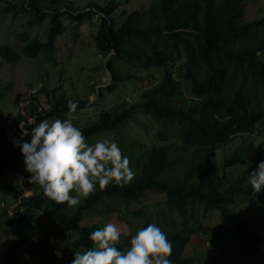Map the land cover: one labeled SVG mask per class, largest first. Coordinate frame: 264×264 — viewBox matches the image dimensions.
Here are the masks:
<instances>
[{
    "label": "trees",
    "instance_id": "obj_1",
    "mask_svg": "<svg viewBox=\"0 0 264 264\" xmlns=\"http://www.w3.org/2000/svg\"><path fill=\"white\" fill-rule=\"evenodd\" d=\"M76 1L21 0L19 5L11 3L0 9L3 14L28 16L27 25H43L47 35L42 41L22 33L19 38L24 43L23 53L0 45V57L15 64L21 54L37 58L57 48L58 38L67 32L68 24H90L98 16V29L92 39L99 53L109 58L103 68L107 67L114 84L107 92H114L117 84L124 86L131 78L142 81L146 77L151 87L140 91L134 102L125 101L121 109L103 110L89 122H72L89 144L103 137L119 138L122 155L128 156L135 175L123 187L113 183L104 189L97 186L76 206L51 202L42 188L32 184V195L20 199L17 217L5 231L12 241L1 256V264H20L25 250L36 256L32 258L34 263L38 259L36 264H69L73 251L92 246L89 233L103 227L102 220L111 217L124 222L129 216L134 221L142 219L139 226L131 225L135 234L149 224L147 193L163 195L167 209L177 212L183 220L181 230L160 226L172 244L168 257L171 264H217L202 255L187 254L191 238L186 234V220L189 210L192 217L196 216L197 208L203 210V217L219 213L221 221L216 227L198 226L194 232L201 231L220 248L222 256L233 245H240L253 252L252 264H264V190L255 193L247 183L249 173L264 160V140L260 141V136L248 144L243 140L231 158L223 160L221 174L214 166V155L220 148L238 136L252 138L264 124V16L257 20L246 18L245 0H147V6L133 11L118 0L105 6L91 3L82 11L76 8ZM126 69L140 76L125 74ZM62 90L59 86L51 96L47 95V110L38 111L31 105L36 123L92 111L106 91L100 89L99 99L90 103L67 96ZM69 100L77 102L75 112L68 111ZM147 123L159 126L163 133L156 137L165 145L127 139L132 124L140 127L133 130L135 137L146 135L142 129ZM14 125L29 129L33 126L22 115L16 117ZM0 144L7 153L0 161L3 179L23 165V157L2 127ZM248 158L253 159L251 164L229 184L228 167ZM9 190L15 193L13 187ZM13 197L17 199L15 194ZM241 197L255 202L251 211L236 209ZM134 204L141 205V209L133 211ZM92 217L101 223H85ZM43 219L60 233L74 236L67 251L62 252L54 235L45 231ZM129 240L121 238L116 246L125 248ZM56 252L61 253V260Z\"/></svg>",
    "mask_w": 264,
    "mask_h": 264
},
{
    "label": "rangeland",
    "instance_id": "obj_2",
    "mask_svg": "<svg viewBox=\"0 0 264 264\" xmlns=\"http://www.w3.org/2000/svg\"><path fill=\"white\" fill-rule=\"evenodd\" d=\"M0 2V9L7 7L9 4L19 5L21 0H2ZM111 0H77L76 8L78 10H85L86 7L95 3L99 6L107 5ZM125 9L133 11L135 8L147 6L149 1L143 0L142 2H130L127 0H118ZM245 17L252 20L260 19L264 16V0H245ZM89 11V10H87ZM29 20L28 16L19 15L15 16L14 13L3 14L0 13V45H8L16 49L18 52L23 53L24 43L21 42L19 35L22 33H29L32 38H38L42 41L46 40V27L30 26L27 25ZM99 18L98 16L89 23L82 25L74 24L67 26V32L58 38L57 48L50 52H42L40 56L34 59H29L21 54V59L18 63L4 62L0 57V127L6 133L9 141L17 138L20 135L19 127L14 125V121L18 115L28 122L33 117L31 116V105H34L38 111L47 110L50 108L49 99L47 95L51 96L55 89L59 86L67 96L87 100L90 103L98 100L100 89H105L102 98L97 106H94L92 111L70 116L73 122H89L96 119L97 114L103 110L121 109L124 102H134L135 97H139V92L150 88L149 79L144 77L142 81L136 78H131L123 85L117 84L116 90L112 93L107 92L109 85L114 84L108 69L103 68L109 58H105L97 50L92 35L98 29ZM48 25V21L45 22ZM77 37L75 39V35ZM125 74L140 76L139 72L133 69L124 70ZM94 86V88H93ZM126 96V97H125ZM146 122V121H145ZM140 129L135 124L129 131L127 139H137L147 144H155L158 146L165 145L164 141L159 140L156 134L163 133L159 126L152 123L144 124L142 137H135L133 130ZM260 136V138H259ZM30 135L24 137V140H30ZM112 139L117 144L120 139L114 136L103 137L102 139ZM253 138L264 140V124L258 127L257 135L238 136L235 140L226 147L220 148L214 155V166L216 171L222 173V162L227 157L231 158L234 150L243 145V140H247V144ZM119 146V145H118ZM7 153L3 150L0 144V161L6 157ZM253 161L252 158L242 159L235 166L228 167L229 173L228 183L231 184L235 179L241 175L243 170ZM14 173L8 174L3 179H0V264L1 256L6 252L7 245L11 243L12 236L5 231L13 224L14 218L17 217L16 208L20 203V199H14L13 195H9V188L13 187L15 192L20 191L22 197L32 195V186L27 182L30 175L24 171V164L18 165ZM165 197L158 193H147L145 198V205H147L148 214L146 221L150 224H156L158 227L162 226L166 230H181L183 220L177 212H171L167 209L164 202ZM255 202L249 198H238L236 209L244 208V210L251 211ZM76 208V207H75ZM133 211H139L141 205L134 204L131 206ZM254 209V208H253ZM197 214L192 217V211L189 210L187 217L186 234L190 236L191 241L188 245V256L194 257L202 255L207 257L211 262L217 264H252L254 263L253 257L250 255L252 251H248L240 245H233L229 252L222 256L220 248L210 242L209 239L201 232H194L198 226L216 227L221 221L218 212H212L206 217H203V210L196 209ZM45 231L54 235V239L59 244L62 252L67 251L68 246L75 239L73 235H65L58 231L53 225H50L46 220H42ZM124 222L117 217H111L102 220V226L107 222L115 223L121 231V238L130 239L134 234L132 231L133 226H139L142 219H137L129 216ZM145 221V219L143 220ZM85 223L94 224L101 223L98 218H89ZM139 229V228H138ZM31 247V246H30ZM28 247V249H30ZM34 247V246H33ZM21 256L20 264H33V257L27 254L28 250ZM27 255L29 259L25 260ZM38 260L37 258H35ZM62 259V256H59ZM35 260V263H39Z\"/></svg>",
    "mask_w": 264,
    "mask_h": 264
},
{
    "label": "clouds",
    "instance_id": "obj_3",
    "mask_svg": "<svg viewBox=\"0 0 264 264\" xmlns=\"http://www.w3.org/2000/svg\"><path fill=\"white\" fill-rule=\"evenodd\" d=\"M77 106L73 100L67 102L69 112H75ZM28 123L33 125L30 129L19 125L20 135L13 138V147L19 149L24 171L30 174L27 182L42 188L49 201L76 206L97 186L104 189L113 183L123 187L133 179L129 158L114 140L97 139L89 144L82 130L67 118L36 123L33 117ZM29 135L30 140H24ZM247 183L255 193L264 190V160L249 173ZM120 237L115 223H105L89 233L90 248L73 251L69 264H171L172 244L156 224L136 230L122 249L116 246Z\"/></svg>",
    "mask_w": 264,
    "mask_h": 264
},
{
    "label": "built area",
    "instance_id": "obj_4",
    "mask_svg": "<svg viewBox=\"0 0 264 264\" xmlns=\"http://www.w3.org/2000/svg\"><path fill=\"white\" fill-rule=\"evenodd\" d=\"M15 194V196L18 198V199H22L23 197H22V195H21V193H20V191H17V192H15V193H13V191L12 192H9V195H14Z\"/></svg>",
    "mask_w": 264,
    "mask_h": 264
}]
</instances>
